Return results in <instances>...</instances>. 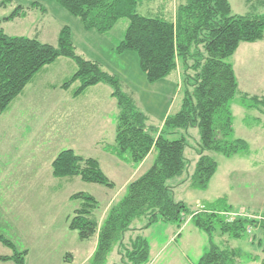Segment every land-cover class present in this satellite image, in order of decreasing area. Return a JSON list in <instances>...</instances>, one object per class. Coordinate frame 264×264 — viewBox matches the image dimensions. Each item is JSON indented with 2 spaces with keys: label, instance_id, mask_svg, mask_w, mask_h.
<instances>
[{
  "label": "trees",
  "instance_id": "trees-1",
  "mask_svg": "<svg viewBox=\"0 0 264 264\" xmlns=\"http://www.w3.org/2000/svg\"><path fill=\"white\" fill-rule=\"evenodd\" d=\"M55 1L78 17L86 30L103 33L119 19L127 18L124 37L115 50L118 53L135 51L148 82L166 78L178 66L183 70L181 107L165 117L158 132L147 124L146 114L137 107L133 97L121 89L122 81L116 74L104 71L97 60L75 53L68 26L60 29L56 46L35 37L10 36L0 28V113L9 108L45 66L60 57L70 58L77 68L61 84L62 88L78 83L73 91L76 97L88 87L104 83L110 86L111 96L116 100L115 139L104 149L122 159L128 152L133 164L142 162L151 150L155 151L152 166L127 184L126 194L110 205L102 221L97 215L100 204L93 196L82 192L70 196L72 200H79L80 205L67 216L68 228L76 230L81 240L97 237L89 264L106 263L113 249L120 257L119 264H146L149 242L143 235L133 234L137 229L132 226L134 220L141 218L144 219L141 229H146L158 222L180 225L188 216L209 237V247L194 264H239L245 253L239 248H221L214 244L212 235L217 230L230 238L250 235L251 242L264 255V213L262 219L238 216L227 221L220 213L235 210L224 196L193 212L186 203L174 198L173 186L168 183L187 172L189 186L205 190L218 166L206 152L225 157L248 152L247 141L233 137L230 102L238 83L228 58L240 43L264 40V16L231 14L228 0H179L172 15H166L163 6L155 15L140 14L138 7L151 0ZM22 14L15 10L4 19ZM240 102L261 112L264 109V98L258 96H240ZM189 128L199 131L198 158L191 173L187 170L185 140L165 136L166 132ZM51 169L54 177L76 176L84 182L115 187L95 158L79 155L73 149L61 150L54 157ZM0 242L13 251L9 256L0 255L1 261L27 264L26 250L17 251L15 244L2 234ZM247 256L264 264V256Z\"/></svg>",
  "mask_w": 264,
  "mask_h": 264
},
{
  "label": "rangeland",
  "instance_id": "rangeland-1",
  "mask_svg": "<svg viewBox=\"0 0 264 264\" xmlns=\"http://www.w3.org/2000/svg\"><path fill=\"white\" fill-rule=\"evenodd\" d=\"M178 1L151 0L139 6L138 12L155 15L163 6L166 15H172ZM228 2L231 14L264 16V0ZM15 10L23 14L4 19ZM127 25L128 19L121 18L110 30L99 33L94 29L86 30L78 17L72 16L55 0H0V28L5 34L35 37L42 43L56 46L60 29L68 26L75 53L85 59L97 60L104 71L116 74L122 81L121 89L131 95L137 107L146 114L147 123L160 129L164 117L180 109L184 86L181 87L176 72L163 80L148 82L139 67L135 51L118 53L115 50L124 37ZM76 68L72 59L58 58L48 65L46 73L41 71L36 74L31 87L26 90L28 96H18L5 112L0 113V231L17 249L27 251L28 264H66L62 258L67 249L75 252L72 264H89L96 248V236L81 240L76 230L68 228L67 216L72 215L80 205L79 200H72L70 196L79 192L93 196L100 204L97 215L102 221L107 207L120 200L126 194L127 184L148 170L155 159V152L148 154V158L133 172L130 165L118 161L102 149V145L114 141L117 115L113 97H110L108 106L106 97L103 98L102 116L99 113L96 116L94 111L98 100L101 102L96 96H107L98 88H107L102 87L106 85L90 89L84 97L73 101L63 99L57 104L56 99H51L56 96H51L52 93L44 85L65 81ZM240 78L238 90L230 102L233 137L245 139L248 152L231 157L206 152L218 166L205 190L190 187L189 180H186L187 172L168 180L173 186L174 198L186 203L193 212L224 196L234 210L244 209L255 215L264 213V109L260 112L255 107L246 108L240 102V96L261 94L264 78L256 75L250 78L242 75ZM77 85L73 84L72 88ZM258 111L262 114L258 115ZM255 117H259V121ZM11 125L14 127L12 133L6 131ZM96 127L103 134L98 145L89 143L93 138L99 139ZM165 136L185 140L187 170L191 173L198 157V129H178L166 132ZM70 148L99 160L103 172L115 183V187L84 182L76 176L54 177L49 157ZM124 156L127 158L129 153ZM143 223V218L136 219L132 226L139 227ZM170 224L177 234L175 241L170 240ZM195 230L197 234H193ZM141 235L153 245L152 249L163 248L156 264H194L209 247L208 235L197 229L188 216L180 225L153 224ZM212 242L221 248L241 249L245 255L239 264H259L258 259H251L247 254L259 258L264 256L251 242L250 235L230 238L217 230L212 235ZM113 251L104 264L120 263L116 249ZM0 264L13 263L0 261Z\"/></svg>",
  "mask_w": 264,
  "mask_h": 264
},
{
  "label": "crops",
  "instance_id": "crops-1",
  "mask_svg": "<svg viewBox=\"0 0 264 264\" xmlns=\"http://www.w3.org/2000/svg\"><path fill=\"white\" fill-rule=\"evenodd\" d=\"M229 58H231V60L229 61L231 64H232V66H233V70H234V74H235V77H236V79H237V83L239 82V79L241 80V78L240 77H242V75L245 77V78H250L251 76H253V75H256V76H263V78H264V40H261V41H256V42H250V43H246V42H242V43H240L239 44V46L237 47V49H236V51L234 52V54L231 56V57H229ZM60 59V58H59ZM58 60V59H57ZM54 63V62H53ZM52 64V63H51ZM51 64H49V65H51ZM241 67H242V69H243V72L241 73V71H242V69H241ZM47 69H48V65L47 66H45L41 71H43L44 73H46V71H47ZM41 71L40 72H38V74L39 73H41ZM173 72H176V74H177V76L179 77V79H180V82H181V87L183 86L182 85V79H183V70H182V68L180 67V66H178V68L175 70V71H173ZM172 72V73H173ZM171 73V74H172ZM171 74H169L167 77H169ZM37 75H35L32 79H31V81L27 84V86L24 88V90L22 91V93L19 95V96H21V97H25V96H28V94H26L27 92H26V90L29 88V87H31V84L34 82V79H35V77H36ZM166 77V78H167ZM165 79V78H164ZM66 80V79H65ZM163 80V79H162ZM64 82V80H61V81H59V82H52L51 84L49 83L48 84V86H47V84H45L44 85V88H46V89H48L49 91L48 92H51L52 94H51V96H56V97H53V98H51V99H56V102H57V104H60L61 102H62V100L63 99H65L66 101H73V100H76L77 98H79V97H84L83 95H85L84 93H86V91H90V89H94V88H96V87H99L100 85H106V86H102V87H107V88H98V89H102V91L103 92H105L106 93V95L107 96H96V98H98V99H101V102L98 100V102H97V106L94 108V111L95 112H97V114H96V116H98L99 114L102 116L103 115V111H104V102H103V98L104 97H106V106H108V103H109V99H110V97H112V96H110L111 95V88H110V86L109 85H107V84H104V83H99V84H97V85H94V86H91V87H88L87 89H85L80 95H78V96H74L73 95V91H74V89L75 88H72L73 86H71L70 88H68V89H64V88H62L61 87V84ZM262 94V95H261ZM261 94H259V95H257L258 97H260V98H264V91H262V93ZM89 97V96H88ZM92 97V96H91ZM17 99V98H16ZM15 99V100H16ZM15 100H13V102L15 101ZM12 102V103H13ZM11 103V104H12ZM114 103H115V105H116V100H115V98H114ZM11 104H10V106H11ZM241 104V103H240ZM116 107H117V105H116ZM181 107V106H180ZM245 107V106H244ZM246 108H248V107H246ZM253 108V107H252ZM259 110V109H258ZM260 111V110H259ZM258 111V115H261L262 113H260ZM99 113V114H98ZM117 113H118V109H117ZM166 117V116H165ZM165 117H164V119H165ZM102 118V117H101ZM116 119H117V115H116ZM164 119H163V122H164ZM255 120L256 121H259V117H255ZM147 121H148V119H147ZM163 122H162V125H163ZM148 124V123H147ZM115 125H116V123H115ZM149 125V124H148ZM149 126H151V125H149ZM151 127H153V126H151ZM153 128H155V127H153ZM161 128H162V126H161ZM161 128L159 129V128H155V129H157L158 130V132L161 130ZM95 130H96V132L98 133L97 134V137H99V139H94L93 138V140H89V143H92V144H94V143H96V145H98L99 144V141L101 140V138H102V133H99V128H95ZM102 130V129H101ZM6 131H8V132H10V133H12V132H14V127L11 125L10 127H7L6 128ZM101 132V131H100ZM236 138H239V137H236ZM114 139H115V136H114ZM243 139V138H242ZM99 140V141H98ZM245 140V139H244ZM114 143V141L112 142V143H108V144H104V145H102L103 147H102V149L104 150V152H106V153H108V154H110V155H112V157H115L116 159H118V161H121V162H123V163H125V164H127V165H130L132 168H130V169H132V171L133 172H136L137 171V169H138V167H140V165H142V163L145 161V160H143L142 162H140V163H138V164H133V163H131L130 161H129V156L127 157V158H125V156H124V158L122 159V158H119L118 156H116V155H114L113 153H111V152H108V151H106L105 149H104V146H106V145H111V144H113ZM70 149H72V148H70ZM60 151H58V152H56L55 153V155H51L50 157H49V163H50V168H51V163H52V161H53V159H54V157L59 153ZM76 152V151H75ZM152 152H155V151H151L150 153H149V155L152 153ZM77 154H79V155H82V156H84V157H90V156H86V155H84L83 153H78V152H76ZM148 155V156H149ZM148 156L145 158V159H147L148 158ZM93 158V157H92ZM198 158V157H197ZM97 160V159H96ZM98 162H99V160H97ZM197 161V160H196ZM99 165H100V162H99ZM132 165H137V167L136 168H134V166H132ZM100 167H101V165H100ZM101 169H102V167H101ZM103 171V170H102ZM35 175H38L37 173H35ZM36 177V176H35ZM38 178V177H37ZM114 203V202H113ZM113 203H111V204H113ZM107 209H108V207H107ZM106 209V210H107ZM190 219V218H189ZM102 220V219H101ZM191 221V220H190ZM158 223H163V222H158ZM144 224V223H143ZM143 224H141L139 227H134L135 229H138V230H135L134 232H133V234H141V232L142 231H144V230H147L148 228H146V229H141V226L143 225ZM157 224V223H156ZM169 224V223H168ZM170 228H169V230H168V232L171 234V237H170V240L171 241H175V238H176V233H174L173 231H172V229H171V224H170V226H169ZM186 227H187V225H186ZM198 232H196V230H195V232L193 231V234H197ZM0 234H2V232L0 231ZM96 238L97 237H95V244H96ZM149 246H150V253H149V260H148V262L146 263V264H156L157 263V261L159 260V258H160V256H161V252L163 251V248H156V249H152V244H150L149 243ZM16 250L17 251H20L19 249H17L16 248ZM115 251V250H114ZM113 251V252H114ZM12 249H10V248H8L7 246H5V245H3L1 242H0V255H3V256H9V255H11L12 254ZM116 254H117V252H116ZM118 255V254H117ZM27 257H28V253H27V255H26V262H27ZM75 252L74 251H72L71 249L70 250H66L65 252H64V256H63V260H65L64 262L66 263V264H72L73 262H74V260H75ZM1 261V260H0ZM2 262H8V263H13L12 261H2ZM14 264V263H13ZM28 264V263H27Z\"/></svg>",
  "mask_w": 264,
  "mask_h": 264
},
{
  "label": "built area",
  "instance_id": "built-area-1",
  "mask_svg": "<svg viewBox=\"0 0 264 264\" xmlns=\"http://www.w3.org/2000/svg\"><path fill=\"white\" fill-rule=\"evenodd\" d=\"M220 214L227 221H231L238 216L247 217V218H257V219L263 218L261 215H255V214L249 213L244 209H239V210H235V211H223Z\"/></svg>",
  "mask_w": 264,
  "mask_h": 264
}]
</instances>
